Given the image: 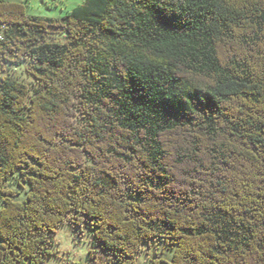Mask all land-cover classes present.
Instances as JSON below:
<instances>
[{
	"label": "trees",
	"instance_id": "obj_1",
	"mask_svg": "<svg viewBox=\"0 0 264 264\" xmlns=\"http://www.w3.org/2000/svg\"><path fill=\"white\" fill-rule=\"evenodd\" d=\"M26 7L0 0V264L66 223L117 264H264V0Z\"/></svg>",
	"mask_w": 264,
	"mask_h": 264
},
{
	"label": "rangeland",
	"instance_id": "obj_2",
	"mask_svg": "<svg viewBox=\"0 0 264 264\" xmlns=\"http://www.w3.org/2000/svg\"><path fill=\"white\" fill-rule=\"evenodd\" d=\"M26 3V10L29 14L47 17H60L67 14L72 8L83 2V0H11ZM57 39H61V31H56ZM13 76L25 81L31 87L34 79L26 74L22 67L12 69ZM22 188L17 185V177L14 175L9 186L18 192L16 199L25 198L26 184ZM2 202L0 200V209ZM54 244L51 249L52 254L45 259V264H117L115 255L101 248L99 245L93 246V236L87 225L82 229L69 223L62 224L54 233H50ZM174 245L159 238L150 239L143 243L141 251L137 254L135 264H152V260L157 256L166 260L172 258Z\"/></svg>",
	"mask_w": 264,
	"mask_h": 264
}]
</instances>
